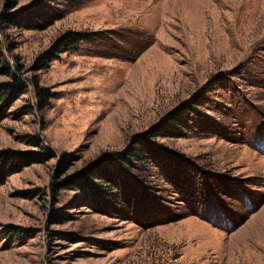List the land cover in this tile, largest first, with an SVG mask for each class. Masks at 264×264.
Listing matches in <instances>:
<instances>
[{"label": "rangeland", "instance_id": "rangeland-1", "mask_svg": "<svg viewBox=\"0 0 264 264\" xmlns=\"http://www.w3.org/2000/svg\"><path fill=\"white\" fill-rule=\"evenodd\" d=\"M14 79L0 264H264V0H0Z\"/></svg>", "mask_w": 264, "mask_h": 264}, {"label": "trees", "instance_id": "trees-1", "mask_svg": "<svg viewBox=\"0 0 264 264\" xmlns=\"http://www.w3.org/2000/svg\"><path fill=\"white\" fill-rule=\"evenodd\" d=\"M46 13L48 14L45 9L44 10H28L26 12L27 15H12V16H6L4 21L5 23L16 26V27H28V29H34L36 26H39L41 22H43L45 19L42 18V16H46ZM48 16V15H47ZM38 17V19H37ZM79 44V38L76 37V35L68 33L63 37V40L61 41L60 45L68 46V48H74ZM25 92V85L22 83L14 81L12 83H5L0 85V121L6 117V110L11 106V104L14 102L18 96L24 94ZM190 107L188 110H191ZM183 115L178 114L175 115L170 121L167 120L163 124H160L157 126L153 133V135H168L171 132H169V128L172 126H176L179 124V122L182 120ZM154 130V129H153ZM149 134V133H148ZM151 135V136H153ZM137 146H145L143 142L138 141ZM147 147L149 148V145L147 144ZM153 150L155 154H157V150L154 148H149L148 150ZM139 149H133L130 150L124 154L116 155L115 159L113 160L114 165L118 166L122 169V166L124 167L125 164H127L128 160L135 159L139 160L140 162L143 160V152L139 153ZM141 150V149H140ZM139 150V151H140ZM42 158L40 155L36 153H27V152H17L12 150H3L0 151V181L4 180L6 177H9L15 173H18L23 168L30 166L32 164L40 163ZM96 173H88L86 177L91 180L93 178H97ZM106 174H103L105 177ZM80 184V183H79ZM83 190H87L85 187H81ZM88 191V190H87Z\"/></svg>", "mask_w": 264, "mask_h": 264}]
</instances>
